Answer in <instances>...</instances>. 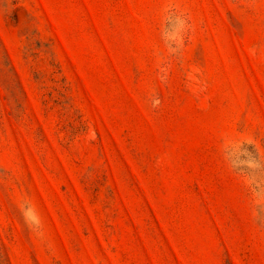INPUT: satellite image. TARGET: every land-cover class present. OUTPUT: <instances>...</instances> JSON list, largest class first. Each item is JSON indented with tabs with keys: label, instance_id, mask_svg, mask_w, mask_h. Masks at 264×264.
Wrapping results in <instances>:
<instances>
[{
	"label": "rangeland",
	"instance_id": "374dc122",
	"mask_svg": "<svg viewBox=\"0 0 264 264\" xmlns=\"http://www.w3.org/2000/svg\"><path fill=\"white\" fill-rule=\"evenodd\" d=\"M0 264H264V0H0Z\"/></svg>",
	"mask_w": 264,
	"mask_h": 264
}]
</instances>
